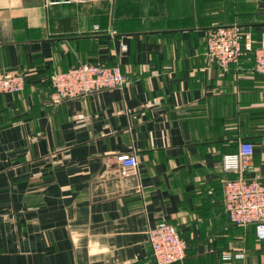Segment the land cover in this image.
Wrapping results in <instances>:
<instances>
[{"label": "crops", "instance_id": "crops-1", "mask_svg": "<svg viewBox=\"0 0 264 264\" xmlns=\"http://www.w3.org/2000/svg\"><path fill=\"white\" fill-rule=\"evenodd\" d=\"M237 1L0 0V74L25 76L0 92V264H157L163 220L187 243L173 264H264L254 224L227 216L221 166L248 141L245 175L264 184V74L252 53L210 64L204 39L238 23L262 41L264 0ZM80 63L129 81L54 102L52 75Z\"/></svg>", "mask_w": 264, "mask_h": 264}, {"label": "built area", "instance_id": "built-area-1", "mask_svg": "<svg viewBox=\"0 0 264 264\" xmlns=\"http://www.w3.org/2000/svg\"><path fill=\"white\" fill-rule=\"evenodd\" d=\"M59 0H47L48 3ZM206 57L210 64L226 70L230 64L252 51L251 31L242 24H218L204 32ZM127 47L123 44L121 52ZM253 70L264 74V37L253 51ZM128 77L119 66L100 63H80L64 72H56L51 77L53 91L51 99L60 102L104 89L121 88L128 83ZM25 85L23 73L0 74V92L18 93ZM253 145L240 141L235 152L221 157L222 170L234 176L223 182V206L231 223L237 226L254 224L258 239H264V184L258 179L246 177ZM117 161L125 173H137V158L133 154H120ZM148 242L157 264L181 262L186 256L187 243L174 225L160 221L148 230ZM229 260L232 254H225Z\"/></svg>", "mask_w": 264, "mask_h": 264}, {"label": "rangeland", "instance_id": "rangeland-1", "mask_svg": "<svg viewBox=\"0 0 264 264\" xmlns=\"http://www.w3.org/2000/svg\"><path fill=\"white\" fill-rule=\"evenodd\" d=\"M258 1H254V0H252L251 1V4L249 3V1H245V0H238L237 2H236V5H237V8L239 9V10H241V9H244V8H247V4L249 3L250 4V7L252 8V9H254V8H256V3H257ZM264 3V2H263Z\"/></svg>", "mask_w": 264, "mask_h": 264}, {"label": "trees", "instance_id": "trees-1", "mask_svg": "<svg viewBox=\"0 0 264 264\" xmlns=\"http://www.w3.org/2000/svg\"><path fill=\"white\" fill-rule=\"evenodd\" d=\"M251 34H252V41H253V44H252V51L257 47V46H259V44H260V42L257 40H255L254 39V36H253V33H252V31H251ZM250 52V53H252L253 54V52Z\"/></svg>", "mask_w": 264, "mask_h": 264}]
</instances>
